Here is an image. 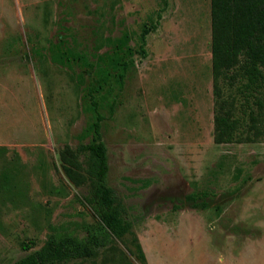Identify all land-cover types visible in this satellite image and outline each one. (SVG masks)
<instances>
[{"label": "rangeland", "instance_id": "374dc122", "mask_svg": "<svg viewBox=\"0 0 264 264\" xmlns=\"http://www.w3.org/2000/svg\"><path fill=\"white\" fill-rule=\"evenodd\" d=\"M160 2L0 0V169L15 166L24 190L15 203L0 201V264L38 248L51 231L83 236L97 221L84 201L82 167L76 184L59 159L90 118L82 97L89 77L53 63L49 45L62 38L91 58L108 47L105 38L147 22ZM166 3L113 113L100 110L106 184L126 207L145 264H264V139L252 135L247 114L255 105L237 89L238 74L219 77L220 98L240 127L231 141L214 142L209 0ZM191 192H204L195 202L206 206L192 207ZM119 260L141 264L114 238L94 264Z\"/></svg>", "mask_w": 264, "mask_h": 264}, {"label": "trees", "instance_id": "16d2710c", "mask_svg": "<svg viewBox=\"0 0 264 264\" xmlns=\"http://www.w3.org/2000/svg\"><path fill=\"white\" fill-rule=\"evenodd\" d=\"M166 0H161L147 22L137 29H128L114 38H105L108 46L103 51L95 49L88 57L85 50L70 47L60 38L48 47L49 59L58 65L73 66L86 73L88 82L82 87L83 109L90 118L78 135L75 148L65 145L59 152L61 167L74 183L80 181L82 167L90 187L84 201L96 217V223L87 227L83 236L49 232L43 244L25 253L9 264H82L111 248L115 239L125 242L133 257L145 264V257L127 217L124 203L116 191L106 184L107 154L101 140L100 125L104 116L101 108L113 113L116 95L121 90L125 74L136 58L147 55L146 39L159 23ZM209 51L214 87V142H229L239 129L240 122L224 107L217 87L219 77L233 79L239 75L237 89L244 98L255 105L247 112L249 129L254 137L264 139V0H209ZM78 74V73H77ZM257 117L259 121L257 120ZM86 139V141H85ZM79 156L82 157L79 160ZM83 163V166H82ZM16 167L0 169V201L15 203L24 197L16 179ZM204 192H191L185 196L192 207H205L201 200ZM4 227L0 220V233ZM23 250L28 244H21ZM120 264H129L119 260Z\"/></svg>", "mask_w": 264, "mask_h": 264}]
</instances>
